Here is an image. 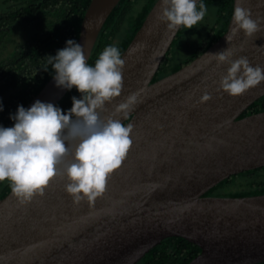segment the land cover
Returning a JSON list of instances; mask_svg holds the SVG:
<instances>
[{"label": "water", "instance_id": "obj_1", "mask_svg": "<svg viewBox=\"0 0 264 264\" xmlns=\"http://www.w3.org/2000/svg\"><path fill=\"white\" fill-rule=\"evenodd\" d=\"M118 1H89L75 41L83 47L86 62ZM238 4L251 11L261 31L247 37L240 30L228 41ZM161 6L162 0H154L121 51L122 92L100 112L101 119L133 126L132 146L109 176L106 191L94 202L75 203L65 190L70 182L66 173L54 177L43 195L24 203L10 188L0 197V264H134L170 235L200 247L185 264L264 260V192L204 194L224 177L264 164V109L240 115L264 94V80L230 96L220 86L230 65L214 55L229 50L230 60L245 57L251 66L264 69V0H233L217 39L179 68L152 80L180 27L168 29L159 19ZM54 76L25 109L37 100L54 105L65 94L68 89L58 87ZM133 94L136 102L117 112ZM205 95L210 98L203 100ZM74 157L73 147L65 160Z\"/></svg>", "mask_w": 264, "mask_h": 264}, {"label": "clouds", "instance_id": "obj_2", "mask_svg": "<svg viewBox=\"0 0 264 264\" xmlns=\"http://www.w3.org/2000/svg\"><path fill=\"white\" fill-rule=\"evenodd\" d=\"M161 7L159 19L166 22L170 30L179 26L193 28L207 11L202 2L197 9V0H162ZM233 21L236 27L227 37L228 41L240 30L247 37L261 31L251 11L239 4ZM66 43L67 46L56 56L49 57L48 62L55 70L57 86L69 90L77 88L82 99L72 97L73 106L67 114L39 100L30 109L19 106L11 117L14 127H0V182L10 181L12 193L21 203L37 194L43 195L50 181L65 173L70 181L65 190L73 201L94 202L106 191L109 176L122 165L133 143L131 124L125 126L118 119L105 120L100 116L106 102L120 96L123 89L125 61L118 48L106 47L92 67L87 65L80 44L71 39ZM214 55L219 63L230 65L220 81L221 88L230 96L241 95L264 80V69L251 66L247 58L230 60L229 50ZM209 98L205 95L202 99ZM135 102L133 94L119 104L116 111H126ZM73 147L74 161L66 162Z\"/></svg>", "mask_w": 264, "mask_h": 264}, {"label": "trees", "instance_id": "obj_3", "mask_svg": "<svg viewBox=\"0 0 264 264\" xmlns=\"http://www.w3.org/2000/svg\"><path fill=\"white\" fill-rule=\"evenodd\" d=\"M90 0H0V127H8L19 106L25 107L32 95L55 72L49 57L76 41L81 18ZM154 0H119L105 19L87 60L94 67L108 46L119 52L125 48ZM207 11L202 21L191 29L180 26L172 43L180 37L198 43V51L207 48L225 30L233 0H199ZM17 32H21L19 34ZM18 34V35H17ZM169 49L165 53L168 57ZM159 70L162 69V62ZM166 60V59H165ZM155 76L152 77L154 79ZM82 99L73 87L54 104L67 114L72 97ZM264 109V94L252 101L240 114ZM229 184L231 189L223 191ZM246 191H238L241 186ZM11 188V182H0V197ZM245 188V189H246ZM264 191V165L246 169L220 180L207 193L242 194ZM200 250L193 241L170 235L150 247L134 264H185ZM252 264H264L263 261Z\"/></svg>", "mask_w": 264, "mask_h": 264}, {"label": "flooded vegetation", "instance_id": "obj_4", "mask_svg": "<svg viewBox=\"0 0 264 264\" xmlns=\"http://www.w3.org/2000/svg\"><path fill=\"white\" fill-rule=\"evenodd\" d=\"M232 10V9H231ZM227 25V24H226ZM17 33H19V34H22L21 32H17ZM18 35V34H17ZM175 38V37H174ZM174 38H173V40H174ZM172 40V41H173ZM169 49V54H168V57H166V58H164L165 57V55H164V61L162 62V69H161V71L159 70V66H158V68H157V70H156V72L154 73V76H155V78L154 79H156V78H158V77H161V76H163V75H165V74H167V73H169V72H171V71H173V70H175V69H177V68H179L180 66H182L183 64H185L186 62H188V61H190L193 57H195L196 55H198L199 53H201L203 50H200V51H198V43H192L191 41L189 42V41H187V40H183V39H181V37L178 39V40H176V43L174 42V43H172L171 42V44H170V47L168 48ZM167 52V51H166ZM163 58H162V60H163ZM166 59V60H165ZM161 60V61H162ZM160 64H161V62H160ZM159 64V65H160ZM154 79H152V80H154ZM245 110V109H244ZM243 110V111H244ZM242 111V112H243ZM264 165V164H263ZM263 165H261V166H263ZM257 167H259V166H257ZM254 168H256V167H254ZM250 169H252V168H250ZM246 170V169H245ZM243 171V170H242ZM240 172V171H239ZM237 173V172H236ZM232 174H234V173H232ZM231 175V174H230ZM230 175H228L227 177H229ZM224 178H226V177H224ZM223 178V179H224ZM222 180V179H221ZM220 181V180H219ZM218 181V182H219ZM217 182V183H218ZM217 183H215V184H217ZM214 184V185H215ZM213 185V186H214ZM234 185V184H233ZM233 185L232 184H229L228 186H226V188L223 190V191H225V190H228V189H231L232 187H233ZM212 187V186H211ZM210 187V188H211ZM210 188H208L205 192H204V194L205 195H221V196H240V195H251V194H258V193H263L264 191H262V192H252V193H242V194H236V195H231V194H223V193H207V191L210 189ZM241 188L242 189H239L238 191H241V192H243V191H247L248 190V187L246 188V187H244V185L243 186H241ZM246 188V189H245ZM198 245V244H197Z\"/></svg>", "mask_w": 264, "mask_h": 264}]
</instances>
